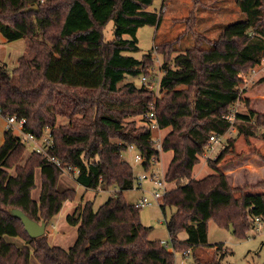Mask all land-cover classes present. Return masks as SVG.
<instances>
[{
    "label": "trees",
    "instance_id": "obj_1",
    "mask_svg": "<svg viewBox=\"0 0 264 264\" xmlns=\"http://www.w3.org/2000/svg\"><path fill=\"white\" fill-rule=\"evenodd\" d=\"M155 1L0 0V34L8 42L28 40L33 54L21 56L11 72L0 65L1 117L24 120L20 133L36 139L49 132L47 154L78 168L75 179L80 187L105 191L115 186L119 190L97 210L87 200L69 212L67 222L77 227L78 236L68 249L50 244L46 235L30 238L22 222L12 217V209L39 224L49 223L65 203L77 199L78 192L59 189L64 172L42 153L31 150L21 165L29 146L23 135L6 129L0 147V264H174L176 251L190 250L192 255L198 248L222 250L223 244L208 242L211 220L220 228H232L240 239L248 237L255 218L264 221V194L236 198L238 190L223 174L193 178L211 135H224L231 127L225 117L243 101L242 76L264 61V0H237L245 19L227 26L211 46L172 57L161 52L160 88L191 89V121L162 141L163 153L174 152L165 180L176 182L159 206L170 238L168 246L149 239L151 228L143 225L141 209L124 196L134 189L135 178L133 167L124 159L126 146L135 145L145 156L142 167L149 172L151 159L159 162L161 158L149 114L154 112L160 129L170 126L163 106H150L154 91L147 89L148 83L142 87L135 83L151 76L150 62L132 54L141 51L139 29L160 28L162 15L150 10ZM32 7L38 10L27 12ZM110 21L115 38L106 41L104 29ZM135 117H143L146 125L136 128L134 121L125 122ZM58 118L71 121L56 127ZM236 119L260 128L264 141V115L249 110L237 113ZM239 127L241 133L256 136L250 128ZM37 169L42 189L35 201ZM184 232L188 237L181 241ZM14 238L25 243L19 246L10 241Z\"/></svg>",
    "mask_w": 264,
    "mask_h": 264
},
{
    "label": "rangeland",
    "instance_id": "obj_2",
    "mask_svg": "<svg viewBox=\"0 0 264 264\" xmlns=\"http://www.w3.org/2000/svg\"><path fill=\"white\" fill-rule=\"evenodd\" d=\"M150 10L162 15V23L159 29L151 26L139 29L137 37L141 51L132 55L137 59L150 62L148 71L151 72V76H146L151 81L146 86L147 89L154 91L150 106L154 107L157 104L163 106L164 115L169 117L170 123L168 129L165 128V130L171 133L181 130L187 121H191L189 119L191 89L180 86H171L164 90L160 88L159 80L162 77L161 67L164 61L161 52L166 55L168 53L172 57L187 49L207 48L219 39L227 26L245 19L246 16L241 12L237 0H168L165 3L162 0H157ZM114 29V22L110 21L104 29L106 41L114 40ZM0 36L3 37L1 34ZM3 39L5 42L0 44V65H4L7 71L11 72L18 65V59L21 56L33 57L29 50L28 40L8 42L4 37ZM263 67L262 63L261 66L242 76L239 89L243 101L232 107L231 111L247 114L249 110H254L264 115V82L260 81L264 77ZM142 78L135 81L138 87H142V83L144 84ZM81 118L82 116H76V119ZM70 121L58 118L56 127L67 126ZM129 121H134L136 128L146 125L143 117L131 118L125 122ZM239 125H242L244 129L250 128L256 136L249 137L245 133H241ZM163 131L164 129L160 128L153 130V138L156 142L163 141L162 137L165 133ZM14 132L19 137L22 136L16 129ZM30 152L31 148L28 147L23 154L24 159L20 163L21 165H24L30 157ZM124 159L134 168L135 176L145 173L144 168L134 162L131 153H124ZM160 161L161 158L157 164L152 165L153 167L147 173L148 178L154 174L158 178L162 177L166 156L161 163ZM201 161L208 163L213 170L211 175L223 174L229 179L231 187L238 190L235 193L236 198L244 194H264V141L261 139V129L257 126H248L236 120L224 134V140L216 149V153L208 159L203 155L200 156ZM35 177L36 187L32 192V198L38 201L42 189V176L39 169L35 171ZM58 186L59 189L76 190L78 197L74 202L65 203L62 211L47 223L46 237L50 244L68 249L75 243L78 236L77 227H73L67 222L69 212L73 211L79 203L87 200L92 201L94 209L97 210L119 190L113 186L105 191H87L80 187L76 179L68 173L61 175ZM174 186L172 189L175 188ZM154 188L155 186L150 180L143 181V190L148 191L145 195L149 198H152L150 194ZM143 190L135 188L124 192V196L131 205H135L142 197ZM161 202L162 200L159 204L141 209L140 217L143 225L151 228L149 239L165 242L170 241V238L165 217L159 207ZM170 214L168 209V216ZM185 235V232L182 233L179 239L182 241L183 237L181 236ZM10 241L19 246L25 243L21 238H14ZM208 242L210 245L223 244L222 250L217 252L212 247L198 248L194 251V256L190 254V257L183 255L188 250L176 251L174 252V264H219L220 262L222 264H264V222L262 233L253 229L248 233L247 238L240 239L233 234L232 228H220L215 221L211 220Z\"/></svg>",
    "mask_w": 264,
    "mask_h": 264
},
{
    "label": "built area",
    "instance_id": "obj_3",
    "mask_svg": "<svg viewBox=\"0 0 264 264\" xmlns=\"http://www.w3.org/2000/svg\"><path fill=\"white\" fill-rule=\"evenodd\" d=\"M264 64V61L262 62ZM264 68V67H263ZM142 82L144 83H149L151 81L148 80V78L143 77ZM153 109V108H152ZM2 114V109L0 108V116ZM236 114L235 111H231L229 115H227L225 118L226 120L233 125V123L237 120L236 119ZM149 118L151 120V128L153 130H156L159 128V125L156 122L155 114L154 112H151L149 114ZM7 121V128H12L16 129L19 132H22L23 125L25 124L24 120H20L19 122L16 121L15 117H7L5 118ZM24 137V141L26 144L31 148L32 151H36L38 153H42L43 157H46L48 161L51 163L55 164L57 167H59L65 174H71L74 178H76L80 174V170L76 167H72L70 165H63L61 161L56 158L52 157L47 154L46 149L47 146L50 145L51 141V135L49 132H47L44 137L41 139H36L32 134H22ZM224 140V135H217V134H212L210 137V143L208 147L206 148L205 154L203 155L204 158L208 159L211 155L216 152V149L222 144ZM162 142L158 143L156 145V149L162 154ZM126 152H129L133 155V160L137 165L143 166L147 162V159L145 156L137 149L135 145H127L126 146ZM125 152V153H126ZM151 163L153 165L157 164L158 161L155 158L151 159ZM134 169V168H133ZM148 172H145L141 176H135L134 175V189H140L143 190V181L150 180L155 188L153 189V192L151 191V196L152 198H149L148 196L145 195V193H148V191H144L142 197L140 200L137 202L136 207L143 209L146 207H151L154 204H159L160 201L163 199L164 195L169 191V183L165 180V177H160L158 178L156 174L152 175L151 178H148L147 175ZM263 220L261 218H255L254 219V228L256 232L262 233L263 229ZM166 246H168L167 242H164ZM172 251V250H171ZM191 254V251L188 250L183 253L184 256L189 257ZM197 264V263H194Z\"/></svg>",
    "mask_w": 264,
    "mask_h": 264
},
{
    "label": "crops",
    "instance_id": "obj_4",
    "mask_svg": "<svg viewBox=\"0 0 264 264\" xmlns=\"http://www.w3.org/2000/svg\"><path fill=\"white\" fill-rule=\"evenodd\" d=\"M4 39L3 37L0 36V44L4 43ZM7 128V121L5 120V118L1 117L0 116V147L4 144V132ZM168 129V128H167ZM165 133L163 134V137L162 139L164 140L165 137L170 133L169 131H166L164 129ZM163 131V132H164ZM219 148V147H218ZM220 150V149H219ZM216 153V152H214ZM164 156H166V162H165V166H164V169L162 171V178L166 176L167 174V171H168V168H169V165L170 163L172 162L173 158H174V152L173 151H169V152H165V153H162V156H161V161L160 163L163 161L164 159ZM159 163V164H160ZM158 164V165H159ZM153 167V166H152ZM261 169V168H260ZM213 172V170L209 167L208 163L205 162V161H201L198 165H196L194 167V170H193V178L196 179V180H202L204 179L205 177L211 175ZM175 185V186H174ZM176 187V184L173 183H169V190L172 189V187ZM143 188V187H142ZM145 190H143V193H144ZM262 192V191H261ZM256 194V193H255ZM260 194V193H258ZM160 206V205H159ZM183 237L182 241H185L187 239V234L185 236H181ZM165 242H168V241H165ZM212 249H216V248H212ZM194 252H192V256H194Z\"/></svg>",
    "mask_w": 264,
    "mask_h": 264
},
{
    "label": "water",
    "instance_id": "obj_5",
    "mask_svg": "<svg viewBox=\"0 0 264 264\" xmlns=\"http://www.w3.org/2000/svg\"><path fill=\"white\" fill-rule=\"evenodd\" d=\"M37 10V7H32L27 9V12ZM10 213L12 217L19 219L22 222L25 231L27 232L30 238L37 239L46 235L47 223L43 222L39 224L19 209H12Z\"/></svg>",
    "mask_w": 264,
    "mask_h": 264
}]
</instances>
